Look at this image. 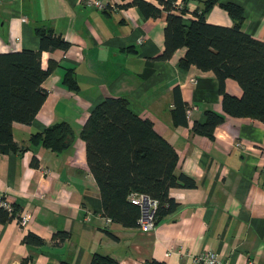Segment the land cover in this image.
I'll return each instance as SVG.
<instances>
[{"label": "crops", "instance_id": "crops-1", "mask_svg": "<svg viewBox=\"0 0 264 264\" xmlns=\"http://www.w3.org/2000/svg\"><path fill=\"white\" fill-rule=\"evenodd\" d=\"M88 1L0 0V51L38 49L36 30L43 27L69 43L65 50L42 51V68L52 65L42 83L45 101L30 124L13 123L18 149L0 152V192L18 214L29 215L24 226L16 218L0 223V264L24 259L26 264H89L94 253L120 264H196L193 257L204 250L215 251L224 264L246 259L264 264V124L225 116L212 135L194 130L205 111L222 113L219 82L211 71L179 66L185 47L168 59L156 57L163 48L166 12L146 18L137 6L126 5L131 0H99L103 9ZM146 1L159 6L158 0ZM204 1L173 0L183 4L185 23L204 9ZM225 3L241 6L242 29L264 41V0H217L205 20L231 26ZM67 69L76 90L61 82ZM225 89L241 95L233 79L225 80ZM108 96L125 97L132 112L150 120L177 154L175 174L196 182L169 189L177 208L149 233L106 221L87 165L81 129L91 108ZM177 103L197 109L185 121L182 112L172 114ZM56 122L72 128L68 147L54 153L30 142L33 133ZM34 155L37 167L30 165ZM57 231H66L68 238L53 240ZM28 232L44 244H26Z\"/></svg>", "mask_w": 264, "mask_h": 264}, {"label": "trees", "instance_id": "trees-1", "mask_svg": "<svg viewBox=\"0 0 264 264\" xmlns=\"http://www.w3.org/2000/svg\"><path fill=\"white\" fill-rule=\"evenodd\" d=\"M217 0H205L204 9L194 11L188 23L183 21L184 9L176 11L173 0H158V5L146 0H131L127 6H137L146 18H156L166 12L163 29L164 43L159 59H168L185 47L179 66H195L201 71H211L219 82L222 113L207 110L202 122L193 124L200 134L212 135L225 116L250 117L264 124V41L256 39L242 29L243 10L234 3L222 4L233 20L231 26L210 24L205 12ZM39 48L36 50L0 51V152L17 150L13 142V123L30 124L47 96L42 83L50 74L52 65L43 69L42 51L65 50L68 41L52 29L38 28ZM71 69L65 70L62 84L76 90L77 84ZM235 80L241 95L236 97L225 89V80ZM184 106L177 103L173 116ZM175 124H176V120ZM186 121V120H185ZM183 122V121H182ZM80 136L85 142L86 161L99 189L103 213L112 222L124 228H135L140 208L130 200L132 194H143L158 203L155 221L173 213L177 203L169 195L175 186L195 187L192 177L174 170L177 154L162 135L156 132L150 120L139 117L128 107L125 97L108 96L96 103L82 126ZM73 141V132L66 122H56L30 136L31 143H41L51 152L58 153ZM30 165L38 166L34 155ZM12 203V202H11ZM13 205V203H12ZM0 207V223L16 218ZM66 231H57L52 239L62 242L68 238ZM23 241L41 246L44 240L28 232ZM27 259L21 264H26ZM60 264H71L61 260ZM89 264H120L108 255L94 253ZM144 264H165L150 260Z\"/></svg>", "mask_w": 264, "mask_h": 264}, {"label": "built area", "instance_id": "built-area-1", "mask_svg": "<svg viewBox=\"0 0 264 264\" xmlns=\"http://www.w3.org/2000/svg\"><path fill=\"white\" fill-rule=\"evenodd\" d=\"M88 4H91L99 9H103L105 4L99 0H89ZM176 11H180L183 9V4L181 2H173ZM197 107L194 105L185 106L184 113L186 120L190 119V115L193 110H196ZM48 172V171H47ZM130 200L133 204H136L140 208V216L137 220L138 226L137 228L141 233H149L151 232L155 226V211L157 209L158 203L155 199H151L150 197L143 194H132L130 196ZM0 207L4 208L8 213H12L13 205L10 199L5 196L4 193L0 192ZM16 219L20 225H26L29 215L27 213L17 214ZM106 221H111L110 218H106ZM216 252L212 250H204L197 253L193 257V261L196 264H224L217 260ZM244 264H253L251 259H246Z\"/></svg>", "mask_w": 264, "mask_h": 264}]
</instances>
